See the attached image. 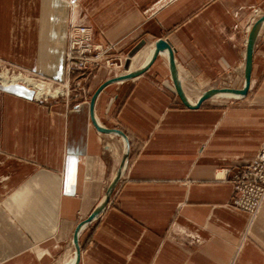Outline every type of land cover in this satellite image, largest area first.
Returning <instances> with one entry per match:
<instances>
[{"label": "crops", "instance_id": "1", "mask_svg": "<svg viewBox=\"0 0 264 264\" xmlns=\"http://www.w3.org/2000/svg\"><path fill=\"white\" fill-rule=\"evenodd\" d=\"M263 16L264 0H0V61L24 74L70 81L72 24L129 63L76 74L77 98L39 101L0 82V264H64L74 253L77 227L125 154L124 140L92 121L102 85L133 63L144 69L164 40L190 103L242 90L248 35ZM93 111L129 150L115 194L80 230L78 264H264V202L253 218L236 209L230 181L264 145V22L244 98L188 109L160 52L141 75L107 84Z\"/></svg>", "mask_w": 264, "mask_h": 264}, {"label": "built area", "instance_id": "2", "mask_svg": "<svg viewBox=\"0 0 264 264\" xmlns=\"http://www.w3.org/2000/svg\"><path fill=\"white\" fill-rule=\"evenodd\" d=\"M110 52L111 48L93 43L88 28L73 27L66 60L69 64L77 62V70L83 71L104 59L106 55L109 57ZM108 57L107 65L112 62ZM109 58L112 59L111 56ZM230 181L233 187V207L246 212L252 218L255 217L264 202V145L252 162L232 173Z\"/></svg>", "mask_w": 264, "mask_h": 264}, {"label": "water", "instance_id": "3", "mask_svg": "<svg viewBox=\"0 0 264 264\" xmlns=\"http://www.w3.org/2000/svg\"><path fill=\"white\" fill-rule=\"evenodd\" d=\"M264 22V16L259 18L254 25L252 26V28L250 29L249 35H248V40H247V46H246V57H245V68H244V79H245V84H244V88L242 90L239 91H231V90H209L206 91L205 93H203L201 95V97L199 98L198 102L196 104H192L190 103V101L188 100V98L186 97V95L184 94V92L182 91L181 85H180V80H179V76H178V72L176 69V65L174 62V58H173V52L172 49L169 45V43L167 41L164 40H158L155 44V48L152 54L151 59L149 60L148 64L146 65V67L142 70L139 71H134V72H129L126 75H122L118 78L112 79L110 81H107L104 85H102L100 87V89L97 91V93L94 95L92 102H91V118L92 121L95 125V127L98 129V131H100L101 133H108V134H114V135H118L120 136L124 142H125V154L121 163V166L119 168V170L117 171L112 183L110 184L106 195L104 197V199L102 200V202L100 203V205L96 208V210L92 213V215L89 217V219L83 223H81L74 234V238H73V243H74V247H75V251H76V259H75V263L74 264H78L79 260H80V246L78 243V236L80 233V230L82 229V227L84 225H86L87 223H90L92 220H94L103 210L104 208L107 206L110 197L116 187V185L118 184L120 177L122 175V172L126 166L127 160H128V150H129V145H128V141L126 136L118 130H108L105 129L103 127H100L98 125V123H96L95 117H94V111H93V106H94V102L96 100L97 95L99 94V92L109 83H113L116 81H121V80H126V79H132L135 78L139 75H141L147 67L151 66V64L155 61L156 57L158 56V54L160 52H166L168 55V59H169V66H170V70H171V75H172V80L174 82L175 85V89L177 92L178 97L180 98L182 104L187 107L188 109H197L201 106V104L210 99L215 97L218 94H230L233 96H236L237 99H242L244 98L249 90V86H250V78H251V71H252V60H253V52H254V48H255V44H256V40L259 34V30H260V26L261 24ZM144 44V42H141L139 45H137L133 51L129 54V62L130 59L136 54V52L142 47V45ZM128 61L125 64V69H128Z\"/></svg>", "mask_w": 264, "mask_h": 264}, {"label": "rangeland", "instance_id": "4", "mask_svg": "<svg viewBox=\"0 0 264 264\" xmlns=\"http://www.w3.org/2000/svg\"><path fill=\"white\" fill-rule=\"evenodd\" d=\"M73 27H82V28H87V27H84V26H80V25H70V28H69V32H68V46H67V52H68V48H69V37L71 35V32L73 30ZM101 46V45H99ZM107 48H111V52H110V55L109 57L111 56V58L108 57V55L105 56L104 59H101L98 61V63H95L93 66H91L90 68L86 69V70H83V71H78L77 69H79V64L77 62H72V63H68L67 62V66H68V69L70 70V73H71V78H70V81H62V82H58V81H51V80H48V79H45V78H42V77H38V76H32V75H27V74H24L23 72H21L20 70L16 69L14 66L4 62V61H0V73H3V72H8L9 74H22L26 77H29V78H32L34 79L35 81L39 82V83H45V84H50L52 88H57V89H60L61 91H64L65 93L62 94H58L57 97L55 98H52V97H46V98H41V99H38L39 97H37V92L33 90L34 92V98L39 101H48V100H53V99H68V98H72V96L75 95V97L77 98L78 95H79V92L77 91V93H75L74 91L78 88H74L73 87V84H76L78 86V80H74V77H77L76 74H87V75H90L93 71L95 70H98L100 68H106V69H109V70H120V68L124 67L125 66V63H124V59L122 58V56L119 54V53H116L115 52V49L116 47L114 46H106ZM67 54V53H66ZM124 56V55H123ZM106 57H108L107 59H110L112 60V62L110 64H106ZM67 61V60H66ZM134 64V63H133ZM83 69V68H82ZM75 75V76H74ZM88 78V77H87ZM82 79V78H81ZM72 80V81H71ZM74 80V82H73ZM3 84V83H2ZM23 84V83H22ZM80 84V83H79ZM29 87V86H28ZM59 87V88H58ZM63 87V88H62ZM65 87V88H64ZM67 91V92H66ZM232 101V100H231ZM234 102V101H232ZM260 151V150H259ZM258 154V153H257ZM256 157V156H255ZM246 166V165H245ZM118 186H119V182L118 184L116 185L113 193H112V196L115 194V191L118 189Z\"/></svg>", "mask_w": 264, "mask_h": 264}, {"label": "bare ground", "instance_id": "5", "mask_svg": "<svg viewBox=\"0 0 264 264\" xmlns=\"http://www.w3.org/2000/svg\"><path fill=\"white\" fill-rule=\"evenodd\" d=\"M153 51L154 50H150L149 54L147 55L146 62H149V60L151 59ZM132 65L133 64H131L128 73L135 71V70L131 69ZM0 82L5 84V85H10V84L15 85L18 83H23V84L33 88V90L37 92V97H39L38 99L46 98L48 96L55 98L58 96V94H60V93L64 94L65 93L64 92L65 90L61 91L60 89L52 88L50 84H45L44 82L39 83V82L35 81L34 79L26 77L22 74H12L11 75L8 72L0 73ZM219 97H225V98L227 97V98L237 99L236 96H233L230 94H218L213 98H219ZM98 125L100 127H102L100 124H98ZM75 259H76V251L74 250V253L68 259H66L63 263L64 264H74Z\"/></svg>", "mask_w": 264, "mask_h": 264}]
</instances>
